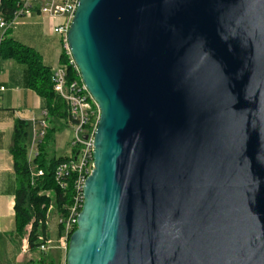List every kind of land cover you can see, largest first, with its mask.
<instances>
[{
    "label": "water",
    "instance_id": "95a60500",
    "mask_svg": "<svg viewBox=\"0 0 264 264\" xmlns=\"http://www.w3.org/2000/svg\"><path fill=\"white\" fill-rule=\"evenodd\" d=\"M100 109L66 264H264V0H79Z\"/></svg>",
    "mask_w": 264,
    "mask_h": 264
},
{
    "label": "trees",
    "instance_id": "16d2710c",
    "mask_svg": "<svg viewBox=\"0 0 264 264\" xmlns=\"http://www.w3.org/2000/svg\"><path fill=\"white\" fill-rule=\"evenodd\" d=\"M18 1L2 0L1 14L7 19H11ZM0 52L3 60L12 59L27 67V87L44 100L47 112L45 117L46 132L38 143V155L32 162L29 161L33 136L32 123L27 119H17L14 124L11 155L16 182L15 233L23 239H28L29 251L33 254L29 264H59L55 259L49 258L47 253L40 251L42 243L40 237L49 238L48 222L52 214L49 212L50 206H54L57 215L65 217L74 201V177L69 179L68 187L62 189L54 176L57 165L61 161L72 158L71 155L58 156L54 150L58 132L69 126V106L54 90L53 68L44 63L41 54L36 49L15 40L12 37V30H8L2 39ZM60 63L67 66L68 82L80 78L74 65L70 64L64 49L60 55ZM33 170H42L43 175L35 177L32 183L31 173ZM76 228L77 224L71 234ZM63 230L64 225L58 224L59 237Z\"/></svg>",
    "mask_w": 264,
    "mask_h": 264
},
{
    "label": "built area",
    "instance_id": "2783aa9c",
    "mask_svg": "<svg viewBox=\"0 0 264 264\" xmlns=\"http://www.w3.org/2000/svg\"><path fill=\"white\" fill-rule=\"evenodd\" d=\"M79 0H19L17 8L11 19L5 18L1 14L2 0H0V44L8 30H13L25 18L33 16H42L53 20L57 17H63L64 22L60 24L52 23V33L58 34L63 39V49L68 56L70 64L74 65L78 75L80 72L73 60L67 42V33L69 30L72 18L75 15ZM2 56L0 52V97L7 90V87L2 83ZM53 86L57 94H59L68 104L70 113V125L73 129V138L71 140V156L68 160L61 161L55 169L56 182L62 189L68 187L69 179L74 177V197L73 205L69 207L67 216L58 215V224L64 225V230L59 239L54 242L49 237L44 239L40 237L42 243L40 251L49 252L53 249H62L65 252L63 261L59 264H66V253L70 234L77 224V217L82 209L84 202V184L87 177L90 175L94 166V136L100 119V109L97 102L89 93L87 87L81 80L68 82L67 66L59 64L53 68ZM47 112H44V119L39 122V128L36 130L37 121L31 119L34 131L32 142L29 150V161L32 162L38 155V143L43 138L46 132L47 123L45 117ZM76 151V154H75ZM33 168V167H32ZM43 175V171H32V183L35 177ZM53 205L50 206L49 212H52ZM51 216V215H50ZM49 223V222H48ZM31 228V226H30ZM49 236V235H48ZM23 251L29 252V242L26 238V246Z\"/></svg>",
    "mask_w": 264,
    "mask_h": 264
},
{
    "label": "crops",
    "instance_id": "0c3cea01",
    "mask_svg": "<svg viewBox=\"0 0 264 264\" xmlns=\"http://www.w3.org/2000/svg\"><path fill=\"white\" fill-rule=\"evenodd\" d=\"M26 19L27 21H25ZM64 21L63 17H57L53 20L42 16L28 17L12 30V37L23 45L36 49L41 54L44 63L51 68H55L60 64L63 39L60 35L52 33L51 28L52 23L60 24ZM33 26H36L35 30L32 29ZM1 80L7 87V90L0 97V220H4L11 216L14 217L15 214L16 182L14 162L11 155L15 121L17 119H27L31 122V119L35 118L38 126L39 122L44 119V112L46 110L44 100L35 91L27 87V69L25 66L12 59L3 60ZM67 128L71 131L73 130L70 123ZM33 131L34 127L32 124ZM58 137L59 132L56 136L55 144L58 143ZM71 140L66 149L60 147L62 151L65 150V153L61 156L71 155ZM54 147L56 153L61 152L59 151V146L55 145ZM48 235L51 237L49 232ZM5 236H8L10 241L19 238L15 233L14 224L9 231L5 229L0 230V237ZM10 241L4 242L2 248H0L1 252L3 250L0 253V264H2L1 254L9 255L6 251L9 252L10 250ZM22 242L21 254L25 256L22 264H29V260L33 257V254L30 251L27 253L23 251L24 246H26V238ZM57 251L63 253L64 258L65 252L58 248L48 252L49 258L51 257L56 260L57 256L55 252ZM22 255L18 257L14 255L10 256V259L14 260L12 264H20L19 260L23 257Z\"/></svg>",
    "mask_w": 264,
    "mask_h": 264
},
{
    "label": "rangeland",
    "instance_id": "374dc122",
    "mask_svg": "<svg viewBox=\"0 0 264 264\" xmlns=\"http://www.w3.org/2000/svg\"><path fill=\"white\" fill-rule=\"evenodd\" d=\"M24 21V20H22ZM27 21V19L25 20ZM18 26V25H17ZM36 26H33L32 29L35 30ZM23 65V64H21ZM25 66V65H23ZM26 67V66H25ZM27 69V67H26ZM36 130L38 129V126H36L35 128ZM34 134V133H33ZM73 138V130L71 131L69 128L67 129H64L63 131L59 132V137H58V143H56L55 145L59 148L61 147H64L65 149L68 147V143L70 142V140ZM60 148L59 151L61 152H57V155H63L65 153V150L62 151V149ZM54 208L52 209V214L49 218V224H48V232L50 233V238L52 241L56 242L59 237L57 238V225H58V216L56 214V211L54 210ZM15 225V214H14V217L11 216L10 218L8 217V219H4V220H0V230H7L9 231V229H11L12 225ZM24 239L19 237L17 238L16 240L14 241H10V238L8 236H5V237H0V248H2V245L4 244V242H7V241H10V250L9 252L6 251V253H9V255H4V254H1V257H2V264H12L13 263V259H10V256L12 257V255H14L15 257H18L21 254V242L23 241ZM23 243V242H22ZM3 252V250H2ZM1 250H0V253H2ZM14 252V254H13ZM48 254V252H47ZM46 254V255H47ZM55 255L57 256L56 257V262H61L63 261V253H60L59 251L55 252ZM23 256V255H22ZM65 257V256H64ZM25 258V256H23L21 258V260H19V263L22 264V260Z\"/></svg>",
    "mask_w": 264,
    "mask_h": 264
}]
</instances>
